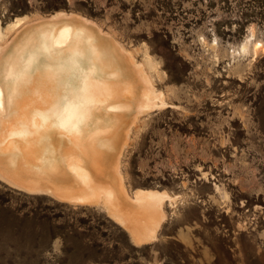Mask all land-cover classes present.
<instances>
[{"label":"rangeland","instance_id":"374dc122","mask_svg":"<svg viewBox=\"0 0 264 264\" xmlns=\"http://www.w3.org/2000/svg\"><path fill=\"white\" fill-rule=\"evenodd\" d=\"M59 12L94 21L145 64L167 105L133 126L121 171L131 196L176 199L156 240L138 245L103 203L64 207L0 181V264H21L23 247L43 264H264V0H0V47ZM45 207L63 216L56 239L20 237L14 227L39 225L24 216Z\"/></svg>","mask_w":264,"mask_h":264},{"label":"bare ground","instance_id":"6f19581e","mask_svg":"<svg viewBox=\"0 0 264 264\" xmlns=\"http://www.w3.org/2000/svg\"><path fill=\"white\" fill-rule=\"evenodd\" d=\"M34 22L0 47V166L38 178L22 186L0 169L1 179L72 205L103 203L134 243L155 241L162 207L176 198L146 189L131 196L121 158L140 116L167 105L163 93L145 64L94 21L59 12ZM260 49L264 44L255 43V52ZM62 165L74 178L63 186L49 177ZM42 179L55 188L39 187ZM77 187L80 194L69 195Z\"/></svg>","mask_w":264,"mask_h":264},{"label":"trees","instance_id":"16d2710c","mask_svg":"<svg viewBox=\"0 0 264 264\" xmlns=\"http://www.w3.org/2000/svg\"><path fill=\"white\" fill-rule=\"evenodd\" d=\"M33 198H42L45 197V195H34L31 194L30 195ZM56 201V202H55ZM53 203H56L57 205L60 206H68L67 203H63L60 202L58 200H54ZM51 208V207H50ZM50 208L45 207L42 208V210L40 211H35V212H30V214H27L26 218L28 219H32V215L33 216H38L40 215L39 219H40V224L39 225H28L22 223L16 227H14V230L17 231V233L19 234L20 237H24L25 239H30V240H34L35 239H42L45 236H50L51 240L53 241L54 239H56V237L58 236L57 234L60 232V230H63V226L58 225V221L60 219L63 218L62 215L59 216H52L49 215ZM46 209V210H44ZM71 227V231H67L64 232L63 234L59 235L62 237V240L67 243L69 240H72V238L76 239L80 233L79 229H75L74 225L70 226ZM60 229V230H59ZM72 237H71V236ZM69 237H71V239H69ZM34 247L33 249H37L40 250L42 247H37L36 243H31ZM20 250L23 251V253H21L19 255V261L22 262L23 264H43L42 261H40V258L38 256H40L41 254H37V253H33V251H31L30 253H28L26 251V247L20 248ZM28 253V254H27ZM21 263V264H22Z\"/></svg>","mask_w":264,"mask_h":264},{"label":"crops","instance_id":"0c3cea01","mask_svg":"<svg viewBox=\"0 0 264 264\" xmlns=\"http://www.w3.org/2000/svg\"><path fill=\"white\" fill-rule=\"evenodd\" d=\"M105 33V32H104ZM108 34V33H107ZM0 165H3V161H1L0 162ZM62 168L58 171V172H55V173H53V174H49V177H51V179H53V181L54 182H56V183H59V185H66L67 184V181H62V178L61 177H63V174L64 173H66L65 172V170L63 169V168H65L64 167V165H62L61 166ZM3 168V167H2ZM1 168V166H0V169L1 170H4V169H2ZM0 170V171H1ZM5 171H6V169H5ZM7 172V171H6ZM6 172H4L5 173V175H6ZM8 172H10L9 170H8ZM7 172V176H9L10 177V179H14L15 178V180H16V182L17 183H19L20 185H22V186H24V185H30V182H31V180H34V179H37L38 178V176H36L35 175V173H24V172H12V174H9ZM11 173V172H10ZM14 174V176H12ZM6 176V177H7ZM17 176V177H16ZM0 181L2 182V183H4L5 185H7L8 187H10V188H13V189H15V190H17V191H20V192H25V193H28L26 190H23V189H21V188H15V187H12L6 180H2V179H0ZM45 180L44 179H42V181L38 184V185H40L39 187H41V188H47V189H49L50 187L51 188H55L54 186H52L51 184H49L48 183V185H46L47 183H45L44 182ZM74 181V178H72L69 182H73ZM24 183H26V184H24ZM44 183V184H43ZM42 184V185H41ZM49 186V187H48ZM50 188V189H51ZM29 194V193H28ZM54 199V198H53ZM165 217V216H164ZM166 219H167V217H165L163 220H162V222H161V226L163 225V223L166 221ZM146 243H150V242H148V241H144V243L143 244H146Z\"/></svg>","mask_w":264,"mask_h":264},{"label":"water","instance_id":"95a60500","mask_svg":"<svg viewBox=\"0 0 264 264\" xmlns=\"http://www.w3.org/2000/svg\"><path fill=\"white\" fill-rule=\"evenodd\" d=\"M24 186H28V187H29L30 185H24ZM79 188H80V187H77L76 190L79 189ZM76 190H73V192H70L69 195H72V196H73V195H74V196L79 195V194H80V191L77 190V191H79V192L76 193Z\"/></svg>","mask_w":264,"mask_h":264}]
</instances>
